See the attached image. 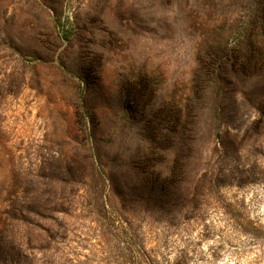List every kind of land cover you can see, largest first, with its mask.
<instances>
[{
  "label": "rangeland",
  "instance_id": "rangeland-1",
  "mask_svg": "<svg viewBox=\"0 0 264 264\" xmlns=\"http://www.w3.org/2000/svg\"><path fill=\"white\" fill-rule=\"evenodd\" d=\"M247 1L0 0V264H149L138 253L142 247L152 264H264V75L230 68L221 89L210 90L224 108L206 101L209 119L195 166L199 176L207 175L200 178V197L128 203L136 217L133 252L117 232L119 223L96 220L81 191L57 189L49 197L51 180L43 185L37 177L49 147L82 143L86 126L100 123L105 144L115 130L111 153L103 156L111 162L116 154L128 156L136 143L150 144L148 134L130 133L135 121L136 128L165 129L173 122L160 111L169 119L180 110L188 124L186 112L198 111L204 93L193 85L203 25L244 14ZM42 2L56 7L70 40L52 34ZM50 47L57 62L34 66V57L46 56ZM87 88L91 106L99 107L84 119L76 94ZM123 113L130 121L117 119ZM214 116L223 138H210ZM159 146L146 161L167 172L173 152L162 154ZM66 199L71 205L65 207H72L64 217L52 209L63 208ZM31 202L49 203L52 218L31 211ZM236 222L259 225L260 237L236 234ZM37 224L49 232L30 233Z\"/></svg>",
  "mask_w": 264,
  "mask_h": 264
},
{
  "label": "trees",
  "instance_id": "trees-1",
  "mask_svg": "<svg viewBox=\"0 0 264 264\" xmlns=\"http://www.w3.org/2000/svg\"><path fill=\"white\" fill-rule=\"evenodd\" d=\"M41 4L49 16L50 30L55 38L61 41L70 40L69 31L61 16H58L56 7L49 2H42ZM243 9L244 14L242 15L234 18L218 17L203 25L206 28L198 45V67L193 75V85L203 87L204 93L203 96H198L200 97L198 101H201L200 105L198 103V111L186 112L188 124L182 120L184 114L180 110L172 114V118L169 117V119L166 114L163 115L164 111H160L159 115L164 116V121L172 120L173 122L171 127L164 126L165 129L146 127L145 125L141 126L142 128H136L138 121H135L131 125L130 133L135 136H140L141 133L148 134L150 144L144 146L140 142L136 143L128 156L123 157L116 154V159L111 162L104 161L103 156L111 153L112 148L109 141L113 139L115 130H109V140L105 144L103 137L105 130L100 123L86 126L84 129L85 140L82 143L77 144L70 141L67 143L69 145L61 144L58 148H55L54 145L49 147V156L42 161L37 174L43 185H47V179L51 180V187H54V190L50 191V195H47L50 197L57 189L81 191L82 198L89 202L90 211L97 217L96 220H107L114 225L119 223L117 232L125 239L124 242L130 252L135 250L137 234L133 229V221L136 217L133 216L134 211L128 207V203L136 200L157 202L162 198L174 201L181 194L190 202L197 201L200 197L198 191L202 186L200 178H207L206 173L199 176V170L195 168L203 151L201 144V139L205 134L203 122L205 119H209V117L205 118L206 101L212 99L218 109L223 110L224 108L220 96L217 94L214 96L213 93L210 95V90L212 89L214 92L213 90L216 89L218 92L221 89L225 84L226 70L230 68L232 70L239 68L242 72L247 71L249 74L264 75V0H249ZM19 53L22 54L20 51ZM54 55L53 47L48 49L46 56L37 54L34 57L36 60L34 66L52 61L57 62ZM52 64L60 70L63 76H68L60 64ZM92 93L87 88V91L81 92L79 90L76 94V100L80 102L83 112H85L83 115L80 113L84 119H88L89 112L92 111L91 108L96 111L99 107L91 106V99L94 97ZM128 95L132 97L130 93ZM136 97V93H133L135 101L137 100ZM195 103L197 104V102ZM136 115L138 113L135 110ZM215 117L208 124L210 125V138H223L218 128V120ZM117 119L130 121L126 113L121 114ZM158 142L162 144L156 145ZM224 142L225 140H220L221 148L219 151L223 155L228 151L226 142ZM153 143L155 145H152ZM157 146L162 149V154L165 151L173 152L169 161L171 165L169 164L167 172L163 169L157 171V164L153 161L151 163L146 161V155L153 154ZM52 151H56L58 156L54 157L51 154ZM193 156L195 157L193 158ZM216 178V175L211 174L210 181L213 183ZM194 182L198 183L194 184ZM111 192L115 196L113 202ZM176 192L180 193L176 195ZM47 195L46 192L42 194L44 197ZM49 202L51 203V200ZM65 202L71 205L70 200L66 199L61 203L63 208L57 209L55 207L52 210H57L58 213L66 217L72 206L65 207L67 206L64 204ZM30 205L29 209L31 208L30 210L34 213L45 218H52L47 216V211L50 209L49 203L48 207L47 203L45 206V202L41 204L42 206L37 202H31ZM232 228L237 231L236 234L245 233L253 237V241L261 235L259 225L236 222ZM37 229L44 232L50 230L46 225L37 224V227H31L29 232L32 233ZM42 239L45 238L42 237ZM138 253L146 258L149 264H152L150 255L144 247L140 248Z\"/></svg>",
  "mask_w": 264,
  "mask_h": 264
}]
</instances>
